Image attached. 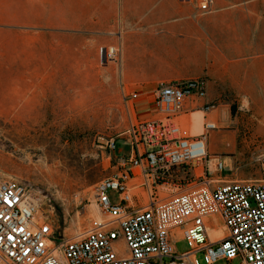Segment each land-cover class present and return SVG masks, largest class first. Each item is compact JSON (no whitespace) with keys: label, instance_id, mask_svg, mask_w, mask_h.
Returning <instances> with one entry per match:
<instances>
[{"label":"rangeland","instance_id":"rangeland-1","mask_svg":"<svg viewBox=\"0 0 264 264\" xmlns=\"http://www.w3.org/2000/svg\"><path fill=\"white\" fill-rule=\"evenodd\" d=\"M0 1L6 2L0 5V47L11 56L26 55L28 72L35 73L26 87L0 78L2 103L16 106L0 109V175L26 182L38 199L36 216H45L58 236L73 238L87 229L93 211L98 215L95 185L113 173L104 140L117 141L115 156L125 151L117 137L130 121L149 116L150 93L158 83L182 79L175 75L195 58L196 47L178 38L177 14L155 13L147 26L145 15L116 8L110 15L114 29L95 30L90 27L98 25V17L109 15L92 17L81 9L73 30L67 0ZM124 32L131 34L126 45L120 41ZM110 49L114 53L106 57ZM51 80L56 84L48 85ZM132 92L140 95L135 101L127 99ZM213 110L222 114L207 139L214 157L209 175L222 181L263 179L256 156L264 150V94L227 95ZM173 242L178 254L188 250L185 241ZM196 260L204 264L200 254Z\"/></svg>","mask_w":264,"mask_h":264},{"label":"built area","instance_id":"built-area-1","mask_svg":"<svg viewBox=\"0 0 264 264\" xmlns=\"http://www.w3.org/2000/svg\"><path fill=\"white\" fill-rule=\"evenodd\" d=\"M194 2L202 14L214 10V0ZM205 90L204 77L160 82L150 93L149 116L130 121L117 137L125 151L115 156L117 141L104 140L113 173L95 185L98 215L76 237L58 236L45 216H36L38 199L26 182L0 175V264H198L197 254L204 264L236 258L264 264V178L211 177L207 139L217 128L205 116L201 133L188 135L178 121L214 109L201 103ZM256 163L264 177V150ZM212 216L224 227L215 240ZM175 237L187 251L176 252Z\"/></svg>","mask_w":264,"mask_h":264},{"label":"crops","instance_id":"crops-1","mask_svg":"<svg viewBox=\"0 0 264 264\" xmlns=\"http://www.w3.org/2000/svg\"><path fill=\"white\" fill-rule=\"evenodd\" d=\"M5 3L0 1V5ZM116 8L121 13L132 11L135 15H145L142 20L147 26L153 24L154 14L158 12L179 16L178 38L196 48L195 58L181 67L175 76L182 78L178 80L206 79L202 104L212 105L215 109L227 95L264 94V0H214V10L206 14L196 9L194 0L183 5L178 0H67L68 22L72 20L73 23L72 27L68 23V27L74 30L75 14L81 9L85 14L88 9L92 17L109 15L103 19L98 17V25L90 29H114L110 23L115 21L110 15L115 14ZM152 31L151 27L148 28V35L152 36ZM130 38L128 32L120 35V41L125 45ZM28 67L26 55L11 56L0 47V78L15 79L12 82L14 87H26V79L35 74L28 72ZM39 77L42 78V75ZM42 84L39 81L36 86L42 87ZM47 84L52 86L56 82L51 80ZM3 92L0 91V109L16 108L15 105L2 103ZM211 115H208L211 120L218 121L217 116ZM207 146L208 150L211 149L209 143Z\"/></svg>","mask_w":264,"mask_h":264},{"label":"bare ground","instance_id":"bare-ground-1","mask_svg":"<svg viewBox=\"0 0 264 264\" xmlns=\"http://www.w3.org/2000/svg\"><path fill=\"white\" fill-rule=\"evenodd\" d=\"M114 53V50H110V51H106V57H111ZM212 114L211 116H217L219 117L222 114V111L219 112L218 110H212L211 112H209L208 114L202 112V111H198V112H194L191 114H188L186 116H182L181 118L178 119V121H180L182 123V125L184 126L186 132L188 135H199L201 133V128H202V123L205 121L204 117L208 116ZM211 117V118H212ZM213 119V118H212ZM212 123H214L215 127H217L218 121L217 120H211ZM57 143V142H56ZM39 207V205H38ZM39 209V208H38ZM93 217H96V212L93 211ZM37 216H39V210H37ZM211 220L214 219H218V217H210ZM218 222L221 223V221H219V219L217 220ZM218 224V223H217ZM224 232V227L221 223V225L217 226L215 230H210L209 231V237L212 240L217 239L221 234H223Z\"/></svg>","mask_w":264,"mask_h":264},{"label":"trees","instance_id":"trees-1","mask_svg":"<svg viewBox=\"0 0 264 264\" xmlns=\"http://www.w3.org/2000/svg\"><path fill=\"white\" fill-rule=\"evenodd\" d=\"M233 112H234V109L232 108V109H231V114H233Z\"/></svg>","mask_w":264,"mask_h":264}]
</instances>
